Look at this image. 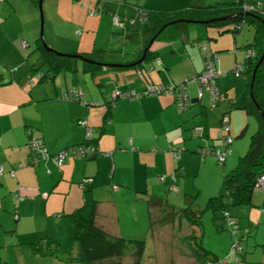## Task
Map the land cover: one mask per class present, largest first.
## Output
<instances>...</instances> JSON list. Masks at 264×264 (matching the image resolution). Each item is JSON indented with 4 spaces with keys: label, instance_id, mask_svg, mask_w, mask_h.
I'll list each match as a JSON object with an SVG mask.
<instances>
[{
    "label": "crops",
    "instance_id": "1",
    "mask_svg": "<svg viewBox=\"0 0 264 264\" xmlns=\"http://www.w3.org/2000/svg\"><path fill=\"white\" fill-rule=\"evenodd\" d=\"M5 1L15 10L14 0H1L0 19L10 20L14 12L11 14L7 11ZM100 1L108 11L134 14V6H128L130 3L139 12L141 6L172 10L235 0H144L142 4L129 0ZM242 1L244 7L264 11V0ZM110 2H116L121 7H113ZM36 21V14L29 7L17 33L22 35L23 28L26 32H33ZM112 21L114 22L113 18ZM118 22L122 21L119 19L114 23L121 24ZM178 22L181 23L164 27L156 35L149 47L151 54L148 58L138 60L150 37L147 23L143 22L137 28L125 25V30L133 28L131 37L136 46L118 58L107 60L112 64L106 65V61H99V66L93 72L83 70L78 65L75 71H59L51 81L36 84L25 81L23 72H19L18 67L24 64V58L20 56L12 62L8 58L10 48L4 49L0 56L3 63L0 66V166L4 171L12 167L15 169L13 176L7 172L0 175V246L4 240L15 237L21 223L25 221L30 227L36 225L32 228L36 239L40 238L38 235L42 232L44 237L58 239L63 236V228L64 238L69 239L73 226L68 212L85 203L95 202V222L110 233L143 238L146 243L152 239L151 229L154 223L161 226L157 231L161 235L167 231L163 229L167 224L171 229V237L166 241H177L178 237L182 241L186 239L189 246L184 245L188 246V250L191 248L194 251L190 245L191 233L195 231L198 236L204 235V231L201 233L197 225L181 217L180 209L183 207L179 206L180 202L176 204L169 201L162 196V192L167 177L169 186L182 183V179L186 181L187 177L197 178L202 167L215 169L223 176L225 166L220 168L214 155L201 156L198 149L201 146L217 149L223 147L216 137L220 130L221 114L227 109L230 110L227 132L233 134L237 131L239 112L233 110L239 108L230 107V101L246 91L248 77L245 72L235 75L232 68L236 61L246 63L249 44L256 32L254 22L246 27L244 26L248 23L243 22L236 32L218 31L216 27L203 22V25L193 26L186 24L191 21ZM78 33L80 39L77 50L86 52L87 50H81L80 45L89 36L83 35L81 30ZM202 39H206L211 49L218 52L216 68L219 71L217 84L222 91L221 100L213 104L207 89H203L198 98L197 85L192 80L188 83V88L193 102L182 110L177 108L172 93L143 94L135 98L113 97L115 89L141 90L149 82L177 84L187 73L199 72L203 68V56L196 42ZM9 44L13 47L12 42ZM7 70L10 78L4 80L2 77ZM69 86L82 89V100L88 103L58 97ZM80 119H85L92 127V137L88 141L85 139V127L79 124ZM198 124L201 131L196 133L193 127ZM26 127L30 128L31 134L41 137L49 153L85 141L93 144L99 152L89 151L79 155L68 153L59 164L52 158H40L31 163L26 143ZM244 129L245 127L240 129L234 137L242 134ZM174 152L178 153L177 157H174ZM227 157L228 154L225 161ZM18 163L23 164L16 167ZM233 163L234 158L228 165L231 167ZM160 175H165L163 180L159 178ZM86 176L90 180L80 186V181ZM193 182L195 183L194 180ZM206 184L210 191H214L212 189L216 186V181L209 177ZM254 191L252 201L255 204L259 195H254ZM16 193L20 198L14 202L13 196ZM181 200L194 208L201 206L195 204L196 196L193 199L182 196ZM37 203L40 205L39 212L34 210ZM165 205L169 210L167 213L173 214V217L163 221L161 219L167 215ZM82 210L84 214L89 212L88 207ZM253 212L255 211H248L249 215L239 217V224L247 223L257 228L259 221L255 224ZM58 226L61 229L58 230ZM174 227H184L185 232L178 235V232L173 231ZM13 241L15 242H10L7 246L11 247L12 254L18 258L17 262L9 257L1 260L0 257V264H26L21 255L24 250L21 243L33 240ZM259 241L264 243V237ZM206 248L218 255L222 254L213 248ZM261 250V264H264V250ZM7 253L9 256L6 250L4 254ZM197 253L195 260L191 256V260L184 264H200L202 256L199 257L200 253ZM246 258L247 264H259L258 261L251 260V256Z\"/></svg>",
    "mask_w": 264,
    "mask_h": 264
},
{
    "label": "rangeland",
    "instance_id": "2",
    "mask_svg": "<svg viewBox=\"0 0 264 264\" xmlns=\"http://www.w3.org/2000/svg\"><path fill=\"white\" fill-rule=\"evenodd\" d=\"M95 1L96 0H42L41 1L42 37L45 41V44L63 53H77V51L80 52V50H77L78 41L80 39V36L78 35L79 33L77 31L81 30V33L83 35H87V37L88 36L89 37L86 39V41L81 42L80 48H82L81 50H87L86 52H89L91 56L94 58V60H96L97 62L99 61L107 62V60L118 58L121 55H124L127 52L131 51L132 47L136 46L135 40H133L131 37V34L133 33V28L132 29L128 28L127 30H125L123 26L132 25L133 27L137 28V26L140 27L144 22L143 18L140 16V13L137 11L135 5L131 3L130 5H128V6H134L135 9L134 14L119 13L120 17L122 18L121 20L122 22H118L121 23L118 25L112 21V14L110 13L111 11L104 9L100 13L97 12L99 9L98 7L96 8V5L94 4ZM129 1L134 2L135 4L136 3L142 4L144 0H129ZM148 1L153 2L155 0H148ZM110 3L112 4L113 7L114 6L118 8L121 7L117 5L116 2H110ZM13 5L15 7L14 11L13 9H11L12 6L9 4L8 1L4 2V6L5 8H7V11H10L11 14L13 12L14 13L12 14L10 20L9 18L0 19V56L1 53L4 51V49L7 47V49L10 48L8 49L9 50L8 58H10L12 62L18 60L20 56L26 58L27 64L24 63V65L22 64L20 67H18L19 72L20 73L23 72V75L25 76V81H28L30 79V76L34 80L36 78V75L40 73L43 68L42 66L39 67L40 59L38 53L35 50H33L35 46L34 38L37 36L39 30V17H38L39 11L37 7V0H14ZM29 7L32 8L33 12L36 14L37 17L36 25L33 27L35 28V30L33 32H26V29L24 30L23 28V32L21 35L20 33L17 32H19V29H21L22 22L24 21L25 15H27L28 13ZM12 17H16V18H12ZM186 24H188L189 26L203 25L202 22H187ZM170 25H174V24L173 23L167 24L165 27ZM247 25H249V23L246 24L244 27H246ZM91 33H93V35ZM126 34L127 36L129 35V38L127 36H124ZM21 41L26 42L27 45L21 47L20 46ZM10 42H12L13 47L10 46L9 44ZM78 61L82 63L81 61L84 60L83 58H78ZM1 64L3 63L0 60V66ZM29 64H32L35 67V69H32L33 71L26 70ZM232 72L235 75H238L233 70ZM2 78L4 80L10 78V74L8 70L6 74H3ZM233 111L239 112V115L237 116V121H238V128H236L237 131L236 132L234 131L233 134L231 132L230 134L226 132V134H229L230 137L232 138V141L229 145L231 150L229 151L225 163L220 164L219 162H216V160H214V162H216L220 168H222V166H225V172L223 173L228 172L232 167L236 165L238 161V157L246 151L249 145L251 133L257 128V119L254 114H248L245 110H241V109L240 110L235 109ZM243 127H245L244 132L234 137L235 134H237L240 131V129H242ZM193 128L195 130V126ZM195 132L198 133L197 130H195ZM216 139L218 142L220 141L221 145L223 146L219 131L217 133ZM211 157L212 156H208V158ZM233 158H234V163L230 167V165L228 164ZM208 172H210L209 176L207 175ZM209 177H211L214 181H216V186L214 187V189H212L214 191H210V189L206 187L207 186L206 182ZM222 177L223 176L220 172L215 171V169H210V167L209 168L202 167L200 174H198L197 178L195 179H192L191 177H187L186 181L182 179V183H178V182L177 184L173 183L171 186L167 184L169 179L167 177L166 184L162 192V196L167 198L169 201L175 202L176 204L180 202L181 205L179 206L181 207L188 205L185 202L183 203V201L181 200L182 196L188 199L189 198L193 199L196 196L195 204L204 206L209 196H212L213 194H217L219 192L220 184L222 182ZM193 180L195 181V183L193 182ZM185 191L187 193H183ZM208 192L210 193L208 194ZM256 194H258L259 197L256 198L255 204L253 205L246 203L235 204L231 206L229 212L230 215L233 216V218H239L242 215L244 216L249 215L248 211L251 210L255 211L252 213V216L253 218H255V224H257V221H259V226L253 230L255 232V235L250 236L248 238L247 242L250 243H252V241L259 240L260 238L264 237V191L255 188L254 195ZM39 206L40 205H38V203L35 205V209H34L35 212L40 211ZM42 207L43 204H41V209ZM164 207H165L164 211L167 213L169 210L167 209L166 205ZM201 211L202 213L200 216V222L198 223V226L200 227V229L204 230V235L199 234L198 236H196L195 231L191 233L193 235H191L190 237V241H191L190 245L195 248H197L199 245L210 247L213 248L216 252L222 253L221 255L230 252V248L232 246L231 242L233 241V237H234L230 228L226 226L225 228L218 230V225L216 224L217 222L213 216L212 211L208 209H202ZM27 219L31 223V220L29 218ZM252 220L253 219H251V221ZM33 221L35 223V220ZM224 224L227 225L226 222H224ZM244 224L247 225V223ZM34 227H36V225H34ZM34 227L32 226L30 227L29 223H27L26 221L24 223H21L17 233L15 234V237H11L10 239H6L2 242V246H0L1 260H7V257H9L11 258L12 261L17 262L18 258L15 257L14 254H12L11 247L9 248L7 244H10V242H15L13 241L14 239H18L19 241L20 240L34 241L37 238V237H33L35 236L33 233L34 230H32V228ZM160 227L161 226L157 225L156 223L153 224L151 229L152 239H149L145 243L144 252L141 257L143 261L150 262L151 264H184L186 261L188 262L191 260V256H193V260H195L197 256L196 252L195 251L192 252L191 248L188 250L187 247L189 245L186 239L182 241L178 237L177 241L174 240L173 242L166 241L168 237H171L170 226H168L167 224L163 226V229L167 230L165 233H163V235L159 234V232L157 233ZM65 228H67V226H65ZM59 229H61V226H58V230ZM62 230H63L62 232L63 236L58 237L59 246H61V248L64 251L68 252L71 250L73 253H75V255H78L79 248L75 243V241L73 240L74 228H73V233L71 234V237H69V239L64 238L65 236L64 228ZM173 231L175 233L178 232L179 235L180 232L182 233L185 232V229L184 227H174ZM38 236L44 237V232L40 233V235ZM184 244H187L188 246ZM184 249L187 251H184ZM6 250L9 252V256L8 253L7 255L4 254ZM64 251L63 252L61 251V253L59 254L58 253L38 254L32 252L29 249H24L22 250L21 255L23 257L24 262L26 261L25 262L26 264H66L67 257H66V252ZM190 251L192 253H190ZM199 252L200 254L199 253L197 254H199V257H201L203 255V251L200 249ZM247 255L248 257L251 256L250 258L251 260L258 261L259 264H261V260L263 259V252L260 248L255 247L254 251H248ZM113 259L119 260L120 261L119 264H131L133 257L131 254H125L120 257L108 258L102 261L101 260H96L92 262L78 261L74 264H103L104 262L106 263L111 262L109 264H113L114 261ZM203 259L204 258L202 256L201 261Z\"/></svg>",
    "mask_w": 264,
    "mask_h": 264
},
{
    "label": "trees",
    "instance_id": "3",
    "mask_svg": "<svg viewBox=\"0 0 264 264\" xmlns=\"http://www.w3.org/2000/svg\"><path fill=\"white\" fill-rule=\"evenodd\" d=\"M242 3V0H235L233 2H217L216 4L212 5L186 6L172 10L147 6L139 7L138 5L140 16L143 18L144 22L147 23L148 29L150 31V38L164 23L180 17L203 20L201 22H203L205 25L214 26L218 31L232 30L236 32L240 29L243 22L255 23L254 27L256 33L252 42L249 44L250 49L253 50L254 54L246 55V63L243 62V66L245 64L244 68L246 69L240 72L246 73L248 77V86L246 91L240 97L231 99L230 107L243 109L248 114H254L257 119V128L251 133L249 145L246 151L238 157L236 165L232 167L228 172L223 174L221 190L217 194L209 196L202 208H194L190 205H187L180 209L181 217H184L191 224L193 223L197 226L200 222V216L202 213L201 210H211L214 218L218 220L216 221L218 230H221L227 226L230 228L234 236L233 241L231 242L232 246L230 248V252H227L224 255H218L217 253H214L211 250L207 249L205 246L199 245L197 248L193 247V250L196 253L199 252L200 249L203 251L202 256L204 259L200 262L201 264H236L237 260L241 261L242 264H247L246 256H248V251H251L253 247L264 250V243L260 242L259 240L252 241V243L247 242L250 236L255 235L253 231L255 229V226L250 224H239V219L233 218V216L229 213L232 205L242 203L250 205L254 204L252 201V192L255 188H260L256 184V178L259 175L264 174V57L256 67L252 77V71L263 49L264 11L260 8L255 7H244ZM95 5L96 8L98 7L99 9L97 11L99 13L105 9L100 0H96ZM111 14L112 18L114 16H117V18L120 16L119 13H116L114 11L111 12ZM226 14L232 15L226 18H217ZM119 19L122 20L121 17H119L118 20ZM175 23L181 22L177 21ZM77 32H79V30ZM34 39L35 46L33 50L38 53L40 59L39 67L42 66L43 68L42 71L36 75V78L34 80L30 76V79L28 80V83L30 84L40 83L41 81H51L59 71H75L79 67L78 65H80L83 70L93 72L100 64L96 60H94L89 52H77L78 54L92 59L84 60L81 61L82 63H80L78 61V57H74L72 55L73 53H59V51L55 48H49L48 46L43 45L38 34ZM199 41L207 40L202 39ZM26 45V42H20L21 47H24ZM150 50V48L146 50L144 58H148V56L151 54ZM211 50L217 55L218 61V52L213 49ZM26 61V58H24V63L27 64ZM32 69H35V67L32 64H29L26 70L33 71ZM72 87L77 86H69L62 93V95H59L58 97L82 103L83 101L80 99H71L69 97H66L67 91ZM250 92L252 93L253 97L250 96ZM219 93V99H221L222 91L220 89ZM229 111L230 110L227 109L221 114V117L225 113L228 114V121ZM196 126L197 125H195V127ZM219 128L221 129L220 124ZM26 131L28 133V138L30 136H35L42 141L40 136L31 134L29 127H26ZM26 143L28 146V142ZM69 147L70 146H68L67 148ZM29 152L31 155L30 149ZM98 152L99 149L95 153ZM22 164L23 163H18L15 166L20 167ZM14 169L15 168L12 167L4 171L0 166V175L3 172H7L10 176H13ZM89 180L90 177H83L79 183L80 186H83L84 183L88 182ZM13 197V201L16 202L17 200H15V197L20 198V195L16 193ZM84 207H88V214L83 213L82 208ZM94 209L95 202H91L90 204L85 203L80 207L75 208L71 212H68L72 220V226L74 228L73 240L79 248L78 255H75V253H73L71 250L68 252L64 251L61 246H59V240L56 238L50 239L47 237H40L34 241L22 242L21 246H23V249H29L32 252L38 254H59L61 253V251H64L66 252L67 257L66 264H74L78 261H102L108 258L120 257L125 254L132 255L133 260L131 264H151L150 262H145L141 259L145 248V241L143 238H131L124 235H117L108 232L95 222ZM172 217L173 214L170 215L169 213H167V215L161 220L165 221L169 218L172 219ZM224 222H226L227 225H225ZM200 230L201 233L204 231L203 229ZM119 262V260H114L113 264H119ZM109 263L111 262H104L103 264Z\"/></svg>",
    "mask_w": 264,
    "mask_h": 264
},
{
    "label": "built area",
    "instance_id": "4",
    "mask_svg": "<svg viewBox=\"0 0 264 264\" xmlns=\"http://www.w3.org/2000/svg\"><path fill=\"white\" fill-rule=\"evenodd\" d=\"M114 22L118 21L117 16L113 17ZM199 48L201 50L203 56V68L199 72H191L187 73L184 79L177 84H167V83H147L141 90H120L115 89L113 91V97H131L135 98L141 96L143 94H155V93H172L174 95V100L177 105V108L182 110L187 108L192 102L193 98L189 94L188 83L192 80L196 82L197 85V97L200 98L203 89H207L210 94V98L212 103L217 102L220 98V93L217 84V77L219 74L218 69L216 68L217 63V55L212 52L209 43L207 41H200L198 42ZM254 54L252 49H248L247 55ZM233 71L236 74H239L241 71L244 70V66L242 62L236 61L233 66ZM83 92L78 87L70 88L67 93L66 97L71 99H80L82 100ZM83 101V100H82ZM88 103V101H83ZM79 124L85 127V139L91 138V131L92 127L85 119H80ZM220 127L219 133L221 135V140L223 143L222 149H214L209 147H199L198 152L204 156L207 154H212L216 157L219 162H223L226 158V155L230 151V143L232 138L229 134H226L228 131V114H224L220 119ZM195 129L198 131L201 130L200 125H197ZM87 141L71 145L69 148H65L57 153H49L47 149L43 146L42 141L35 136H30L27 140L29 149L31 150V155L29 157V162L33 163L36 162L38 159H46L52 158L56 161L57 164L61 163L62 160L67 156L68 153L72 155H79L85 154L89 151L96 152L98 149L93 146L91 143H87ZM172 149L170 148V151ZM178 153L174 152V157H177ZM165 175H160V179L163 180ZM256 184L261 189H264V174L259 175L256 178ZM19 197H15L17 200ZM208 264V263H206ZM236 264H242L241 261L237 260Z\"/></svg>",
    "mask_w": 264,
    "mask_h": 264
},
{
    "label": "water",
    "instance_id": "5",
    "mask_svg": "<svg viewBox=\"0 0 264 264\" xmlns=\"http://www.w3.org/2000/svg\"><path fill=\"white\" fill-rule=\"evenodd\" d=\"M41 1L42 0H37V7H38V17H39V30H38V35H39V38H40V40H41V43L43 44V45H45V46H48V45H46L45 44V41H44V39H43V37H42V11H41ZM244 13H246V12H244ZM232 14H226V15H222V16H219V17H217V18H226V17H229V16H231ZM177 21H199V22H201V21H203V20H195V19H192V18H176V19H172V20H170V21H168L167 23H164L162 26H160L158 29H157V31H156V33L148 40V42H147V44H146V46L143 48V51H142V54H141V56H140V58L138 59V60H142L143 58H144V56H145V52H146V50L150 47V45H151V43H152V41H153V39L155 38V36L159 33V32H161L162 30H163V28L167 25V24H171V23H175V22H177ZM49 47V46H48ZM49 48H51V47H49ZM59 53H63V52H59ZM74 57H78V58H83V60H92L91 58H88V57H85V56H83V55H81V54H78V53H73L72 54ZM263 57H264V36H263V49H262V53H261V55H260V57L258 58V60H257V62H256V64H255V67H254V69H253V71H252V77H253V74H254V72H255V69H256V67L258 66V64L261 62V60L263 59ZM105 64L106 65H108V64H112V63H108V62H105ZM250 96L251 97H253V95H252V93L250 92ZM256 102V101H255ZM257 104V103H256Z\"/></svg>",
    "mask_w": 264,
    "mask_h": 264
},
{
    "label": "clouds",
    "instance_id": "6",
    "mask_svg": "<svg viewBox=\"0 0 264 264\" xmlns=\"http://www.w3.org/2000/svg\"><path fill=\"white\" fill-rule=\"evenodd\" d=\"M198 42H200V41H197L196 43L198 44ZM198 46H199V45H198ZM230 150H231V149H230ZM228 154H229V153H228ZM224 161H225V160H224ZM224 161H223V162H224ZM223 162H220V163H223Z\"/></svg>",
    "mask_w": 264,
    "mask_h": 264
}]
</instances>
